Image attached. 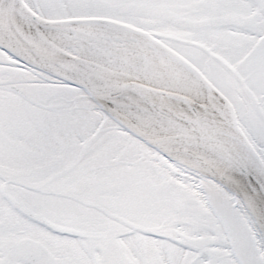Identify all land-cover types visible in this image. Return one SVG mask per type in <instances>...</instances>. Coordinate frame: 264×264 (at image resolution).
Wrapping results in <instances>:
<instances>
[{
	"label": "snow or ice",
	"instance_id": "obj_1",
	"mask_svg": "<svg viewBox=\"0 0 264 264\" xmlns=\"http://www.w3.org/2000/svg\"><path fill=\"white\" fill-rule=\"evenodd\" d=\"M0 264H264V0H0Z\"/></svg>",
	"mask_w": 264,
	"mask_h": 264
}]
</instances>
